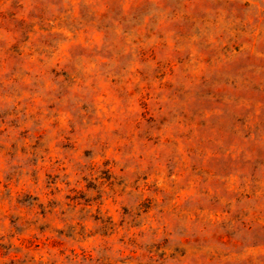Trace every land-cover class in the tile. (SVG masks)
Masks as SVG:
<instances>
[{"label":"rangeland","instance_id":"obj_1","mask_svg":"<svg viewBox=\"0 0 264 264\" xmlns=\"http://www.w3.org/2000/svg\"><path fill=\"white\" fill-rule=\"evenodd\" d=\"M0 264H264V0H0Z\"/></svg>","mask_w":264,"mask_h":264}]
</instances>
